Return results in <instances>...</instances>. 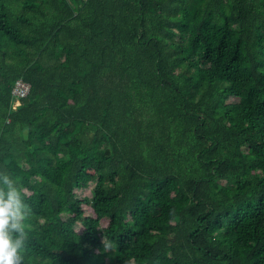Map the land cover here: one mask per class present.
Masks as SVG:
<instances>
[{
	"label": "trees",
	"instance_id": "trees-1",
	"mask_svg": "<svg viewBox=\"0 0 264 264\" xmlns=\"http://www.w3.org/2000/svg\"><path fill=\"white\" fill-rule=\"evenodd\" d=\"M0 171L24 264H264V0H0Z\"/></svg>",
	"mask_w": 264,
	"mask_h": 264
},
{
	"label": "clouds",
	"instance_id": "clouds-1",
	"mask_svg": "<svg viewBox=\"0 0 264 264\" xmlns=\"http://www.w3.org/2000/svg\"><path fill=\"white\" fill-rule=\"evenodd\" d=\"M31 208L14 179L0 171V264H24ZM107 249L110 246L104 245Z\"/></svg>",
	"mask_w": 264,
	"mask_h": 264
},
{
	"label": "built area",
	"instance_id": "built-area-1",
	"mask_svg": "<svg viewBox=\"0 0 264 264\" xmlns=\"http://www.w3.org/2000/svg\"><path fill=\"white\" fill-rule=\"evenodd\" d=\"M30 92V84L22 78L16 79L11 87V109H16L20 104L21 100Z\"/></svg>",
	"mask_w": 264,
	"mask_h": 264
},
{
	"label": "rangeland",
	"instance_id": "rangeland-1",
	"mask_svg": "<svg viewBox=\"0 0 264 264\" xmlns=\"http://www.w3.org/2000/svg\"><path fill=\"white\" fill-rule=\"evenodd\" d=\"M31 171H33V170H31ZM91 185H92V183H91ZM89 191L90 190L88 188V189L84 190L82 193H83L84 196L88 197V196H90V192ZM83 208H84V213H86L88 215L93 214L92 208L90 206L85 205ZM76 231L80 232V230L78 228H76ZM100 233L98 234L97 238L92 241V243L95 244V245L97 244V246H99L101 248H105V246L103 245V238H102V235Z\"/></svg>",
	"mask_w": 264,
	"mask_h": 264
}]
</instances>
